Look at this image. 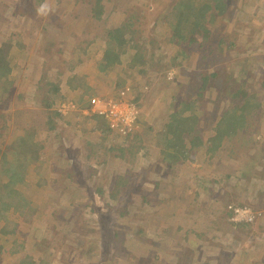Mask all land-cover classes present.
<instances>
[{
	"label": "rangeland",
	"instance_id": "1",
	"mask_svg": "<svg viewBox=\"0 0 264 264\" xmlns=\"http://www.w3.org/2000/svg\"><path fill=\"white\" fill-rule=\"evenodd\" d=\"M170 1L173 0H158V3L152 0H104L103 20L97 21L95 17H89L90 5L87 0H0V44L5 45L6 40L15 33L26 44L24 53L15 61L16 66L6 71L11 85L3 92L8 95L7 105L12 111H24L28 106L34 108V112L27 118L38 127V135L46 140L43 151L47 162L36 177L29 175L26 181L16 186L38 208L35 214L26 216L28 221L21 220L11 242H5L0 264H17L22 254L18 250L16 253L7 252L15 238L25 243L22 253L32 251L37 260L42 259L44 264H78L80 261L82 264H97V260L108 263L107 256L91 255L97 247L94 243V236L97 235L92 232L94 225L90 222L94 215H107L112 229H121L123 236L117 240L123 238L128 241L124 246L136 255L143 256L134 259L136 264H254L264 258V178H260L264 176V85H261L264 78V0H227L228 21L211 26L215 39L207 45H202V39L198 36L191 42L177 44L169 41L171 32L166 27V21L169 19ZM42 4L49 7L46 15L37 12ZM135 13L143 37H140L139 43L143 52L148 51L143 71L145 76L148 74L147 77L156 79L149 92L137 102L133 99L135 97L126 96L124 89L112 93L107 88L105 83L110 80L99 72L101 65L96 59V48L91 43L100 30L114 28L124 17ZM228 27L233 28L230 35L236 41L229 53H208L210 46L216 47L220 35ZM79 40H86L83 46L88 50L81 72L87 75L89 81L99 77L94 90H91L92 94L104 89L102 94L109 96L107 100L111 103L124 102L125 106L130 104L135 108V103L141 105L144 111L142 117L156 128L167 121L169 111L173 110L170 105L172 89H175L180 100L197 98L202 77L215 72L216 77L208 79V86L203 90L208 92L203 97L221 98L213 101L207 110L200 111L202 116L209 112L208 117L212 119L214 113L220 110L217 104L222 102L226 94L227 87L223 83L226 76L231 70L238 73L241 66L245 67L247 74L243 77L246 86H253L251 89L257 91L261 105V111L257 113L261 114L257 120L258 130L252 135H244V144L251 143V146H243L245 153L236 149L237 154H244L242 159H226L230 150L241 142L235 139L214 157L208 159L201 155L188 163L191 170L185 174V190L188 193H183L181 197L183 201L191 202L194 193L198 191V200L192 203L189 210L188 206H181V216L170 215L169 219L170 222L178 220L183 228L182 232L176 234L174 241L187 235V238H193L189 243L184 242V237L179 245L171 244L172 239L159 256L153 254L155 258H152V253L148 252L154 243L153 239L159 245L162 241L161 235L150 238L151 234L147 232L151 221H155L153 214L165 210L169 205V197L166 198L164 194L166 188L161 185L155 188L158 181L156 176L160 172L157 162L137 154L134 162L127 160L118 163L108 148L109 144L116 145L123 140V136L112 137L105 144L102 143V147L88 148L86 143H94L98 140V134L89 130L82 133V127H79L81 119L63 125L66 130L62 127L60 130L57 126L56 131H51L45 123V107H34V98L38 94L43 95L47 89L44 87L43 91L36 90L42 72L46 73L42 86L46 82H53L58 83L61 90L66 89L64 81L70 63H73L76 54H80V48L77 47ZM176 52L180 56L175 63L170 64L171 55ZM92 73L97 75L92 78L89 76ZM169 74L176 75L169 79ZM179 79L182 80L180 84L177 83ZM144 89L148 91L146 87ZM131 99L134 104L129 102ZM110 125L114 127V134L127 131L124 128L121 130L119 126L117 128L113 121ZM151 132L147 133V139L153 142L154 136H158L154 130ZM255 140L261 142L256 143ZM153 144H157V139ZM75 145L80 147L78 156H75L77 151L68 154ZM37 153L42 157L41 151ZM87 153H92L89 160L84 157ZM73 156L75 160L71 163L69 157ZM65 164L80 165L78 179L64 178ZM226 173L236 177L227 179ZM123 175L127 178L125 181L123 178L117 179ZM197 175L202 176L203 180L198 179V182L195 178ZM170 177L167 175V180ZM207 179L216 181L210 182ZM85 181L90 184V191L81 187ZM102 184L105 187L97 194L95 187ZM183 187L180 184L179 191ZM116 189L120 192L112 200L110 197L116 193ZM105 203L118 205L107 207ZM238 204L249 205L248 208L252 209L249 213L254 218L251 227L238 228L232 225L234 211L229 205L237 207ZM120 206L126 209L127 215L118 214L116 209ZM168 210L171 211L170 208ZM228 211H231L230 215H227ZM133 231H141V234ZM147 233L149 236L144 237ZM173 233L170 231L165 234L168 240ZM130 262L123 254L111 264Z\"/></svg>",
	"mask_w": 264,
	"mask_h": 264
},
{
	"label": "trees",
	"instance_id": "2",
	"mask_svg": "<svg viewBox=\"0 0 264 264\" xmlns=\"http://www.w3.org/2000/svg\"><path fill=\"white\" fill-rule=\"evenodd\" d=\"M90 5L89 17H95L97 21H102L104 0H87ZM158 3V0H152ZM171 8L168 12L169 19L166 21V27L171 32L169 41H173L177 44L185 41H194L198 36L202 39V45H207L209 42H213L215 35L212 32L211 26L222 22H227V0H173L170 1ZM240 4H238V7ZM150 9V8H149ZM241 23V22H238ZM140 22L137 14H132L124 17L119 21L118 25L114 28H103L99 31V34H95L92 45L96 48L97 60H99V72L105 76L110 82H106L105 85L109 90L114 93L116 90L122 91L126 96L135 97V101L143 99V96L149 92L152 88L154 80L152 77L145 76L143 68L146 63V54L148 51L143 52L139 40L142 30L138 28ZM233 28L228 27L219 37L216 47L210 46L208 53L218 52L219 54L229 53V49L234 46L236 42L235 38L230 35V31ZM101 36V37H97ZM96 38H100L96 40ZM104 38L106 41H104ZM87 39V38H86ZM143 40V39H141ZM7 43L0 44V256L5 252V242H11V238L15 237L18 232V225L21 220L28 221L27 215L35 214L37 212V206L32 205L30 200H27L26 195L16 188L17 185L26 181L29 175L37 176L43 166L46 165L43 144L45 139L42 135H38L39 129L27 116L34 112V108L28 106L24 111H12L7 105V97L3 91L9 85H11L10 77L7 74V70L16 66L17 57L24 53L26 44L20 38L19 35L12 34ZM86 40L78 41L77 47H79L80 54H76L73 58V63H70L69 72L64 81L66 86L65 90H61L58 83L46 82L44 86L42 83L46 79V73L42 72L40 82L36 90L43 91L46 87V91H43V95H39L34 98V107L43 106L45 114L46 126L52 131L66 130L63 125L72 124L75 120L81 119V132L88 131L93 134H98V140L94 143L87 142L89 147H102V143L108 142L112 137H120L121 132L115 133L110 127V123L107 121L104 115L88 114L83 115L81 113L82 107L91 108V98L98 93H104L101 90L98 93L92 94L91 90L95 88V82L98 78L91 81L85 73L81 72L84 66L86 55L88 50L85 44ZM1 43V42H0ZM62 49L59 51L61 55ZM170 58V64L175 63L177 57L180 56L178 52L173 53ZM174 56V57H173ZM12 66H10V65ZM140 68V69H139ZM135 73V75H133ZM170 73V72H169ZM241 73V76H238ZM231 70L226 76L223 83L226 85V94L222 97V102L217 106L220 110H217L212 119H209L208 114L202 116L200 111L202 109L207 110L208 106H212L213 101L220 99L217 97L211 99L210 97H203L204 89L208 86V79L215 78L216 73L212 72L210 75L202 77V85L200 86L197 98H187L180 100L176 96L175 89L171 91L170 105L173 106V110L169 111L167 121L162 123L156 128L154 124L147 123L144 116V111L141 105L130 103L136 106L135 123L137 128L127 132L125 136L121 137L123 140L115 144H109L108 150L113 153V159L115 161L134 162L136 155L140 154L141 158L151 159L157 162L160 172L156 178L158 181L155 183V188L160 185L166 188V198L169 197V205L163 211H156L153 216L155 221H151L148 233L151 237H157L161 235V245L154 243L149 248L152 253V258H155L153 254L159 256L161 250L165 248L167 244L173 239L171 244L175 243L179 245V242L184 237L177 238L174 241V237L177 233L182 232V226L178 220L170 222L169 216L174 215L178 217L181 206L187 207L189 210L192 203H196L198 200L199 192L194 193V199L191 202L183 201L182 194L186 193L185 174L191 172L188 168V163L196 160L197 156L205 155L208 159L221 153L225 145L231 143V141L237 139L241 141L235 145L228 154L226 159H242L244 154H237L236 149H239L242 153H245L246 149H242L243 146H251V143H245L244 135H252L253 132H257L258 122L261 118V114H257L260 109V103L258 102L257 91L251 89L253 86H246L243 75L247 74L244 66H241L239 72ZM140 75V80L138 75ZM97 73H92L89 76L94 78ZM176 74H169V79H173ZM42 81V82H41ZM181 79L177 81L181 83ZM112 82V83H111ZM115 84V86H114ZM261 85H264V78ZM146 87L148 91L144 89ZM129 88V89H128ZM33 89V93L36 92ZM114 96V95H112ZM22 97V96H21ZM96 96L95 98H98ZM109 96H107L108 99ZM212 103V104H211ZM65 104L70 105L72 108H65L62 114L71 112L70 116L66 119H62V112ZM59 105L57 108L56 106ZM15 116V118H13ZM149 119V117H148ZM207 119V120H206ZM120 126V125H119ZM156 128V129H155ZM154 130L158 137L154 136V141L157 139V144H153L147 139V133H152ZM243 135V136H242ZM259 140V139H258ZM256 141V140H255ZM261 141H256V143ZM105 144V143H104ZM79 148L77 145L73 149L68 151V154H72L77 151L75 156L79 155ZM258 147H256L257 149ZM66 149V147H65ZM41 151L42 157L37 153ZM117 153V154H115ZM92 153L84 155L85 160H89ZM75 156L69 157L70 162L73 163ZM78 164L64 165V178L69 180L78 179L79 174ZM92 167V166H91ZM90 167V168H91ZM93 170V169H92ZM141 173V172H140ZM235 174V173H234ZM245 174V173H244ZM264 174V168H263ZM167 175L171 176L170 180H167ZM226 178L230 179L236 175H230L226 173ZM92 177V175H90ZM123 178L125 181L126 176H118L117 179ZM197 181L203 180V177L197 175ZM260 178H264L260 177ZM86 179V177H84ZM200 179V180H198ZM177 181V183H176ZM207 181L215 182V179H207ZM81 187L90 191V185L87 181L83 182ZM180 184H183V189L179 191ZM105 184L98 185L96 193L102 192ZM204 189H207L205 187ZM179 191V192H178ZM120 190L116 189V193H112L111 199L116 198V194ZM188 193V192H187ZM161 194V193H160ZM163 201V200H160ZM159 201V203H160ZM188 202V203H187ZM182 203V205H180ZM107 207H117L118 203L111 205L105 203ZM243 206V205H236ZM230 207V205H229ZM249 207V205H248ZM171 209L168 210V209ZM195 208L192 210L194 211ZM120 216L127 215L126 209L120 206L118 209ZM178 211V212H176ZM202 210L199 212L201 213ZM16 215H14V213ZM93 214V213H92ZM231 211L227 212L230 215ZM181 216V215H179ZM208 216V215H206ZM199 218V217H198ZM184 219V218H182ZM200 219V218H199ZM90 222L94 225L92 232H95L97 236H94L96 244L91 255L107 256L108 263L97 260V264H111L115 263L116 257L125 254L130 264L135 262L137 257H143L140 254H135L131 250H128L123 238L121 229H116L109 225V217L104 216H92ZM168 225H164V224ZM233 225V224H232ZM235 226L239 227H251V224L240 223ZM54 228V227H53ZM55 229V228H54ZM174 232L169 235V240L166 235L169 232ZM136 232V231H133ZM140 233L141 231H137ZM144 235L148 237L149 234ZM187 233V232H186ZM193 239V238H191ZM186 237L184 242L189 243L190 240ZM168 240V243H167ZM195 240V239H194ZM150 242L152 240L150 239ZM164 243V245H163ZM25 243L18 238L13 239L11 247L7 250L16 253L18 250L20 258L16 262L17 264H44L41 260H37L33 252H23ZM89 255V254H88ZM171 263V262H168ZM78 264H82L80 261ZM183 264V263H173ZM191 264V263H189ZM254 264H264V258L256 261Z\"/></svg>",
	"mask_w": 264,
	"mask_h": 264
},
{
	"label": "built area",
	"instance_id": "3",
	"mask_svg": "<svg viewBox=\"0 0 264 264\" xmlns=\"http://www.w3.org/2000/svg\"><path fill=\"white\" fill-rule=\"evenodd\" d=\"M122 94V92H121ZM119 95V97L121 96ZM95 102V101H93ZM127 104V103H126ZM129 106H125V103H111L109 101L106 102L105 107L99 112L101 115H104L105 118L110 121H113V123H116V127H121V130L123 128H129L132 126V124L135 121V108L134 106L127 104ZM64 107V106H62ZM111 128H114L110 125ZM251 209L242 208V209H235L236 219L237 220H245V221H252L251 216H249V213H251Z\"/></svg>",
	"mask_w": 264,
	"mask_h": 264
},
{
	"label": "clouds",
	"instance_id": "4",
	"mask_svg": "<svg viewBox=\"0 0 264 264\" xmlns=\"http://www.w3.org/2000/svg\"><path fill=\"white\" fill-rule=\"evenodd\" d=\"M49 11V7H48V5L47 4H42V5H40V7L37 9V12H38V14H41V15H46L47 14V12ZM96 96H99L98 98H95ZM96 96H93L90 100H91V108H87V107H84L82 110H81V113L83 114V115H88V114H97V115H101L99 112L105 107V103L108 101L107 100V95H105V94H97ZM117 98H119V97H117ZM93 101H95V102H93ZM57 106H59V105H57ZM66 106H67V108H71L70 107V105H67V104H65L64 105V108H63V110H62V112H60L59 114L61 115L64 111H65V108H66ZM72 109V108H71ZM85 114H84V113ZM71 112H68V113H65V114H62L61 116H62V119H66L68 116H70V115H68V114H70ZM137 128V126H136V123H135V121H134V123L132 124V126L131 127H129V128H124V129H126L127 131H125V132H122V131H120L121 133H122V135H119V136H125V134L127 133V132H129V131H131L132 129H136ZM230 208L234 211V215H233V222L234 223H232L234 226L236 225V224H240V223H248V224H251L252 222H253V220H254V218H252V221H245V220H237L236 219V214H235V209H242V208H247V209H250V208H248V206H237V207H232V206H230ZM252 210V209H251ZM252 225V224H251Z\"/></svg>",
	"mask_w": 264,
	"mask_h": 264
}]
</instances>
